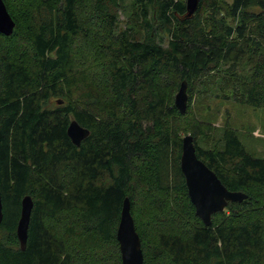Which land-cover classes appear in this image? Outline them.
Returning a JSON list of instances; mask_svg holds the SVG:
<instances>
[{
	"label": "trees",
	"instance_id": "16d2710c",
	"mask_svg": "<svg viewBox=\"0 0 264 264\" xmlns=\"http://www.w3.org/2000/svg\"><path fill=\"white\" fill-rule=\"evenodd\" d=\"M131 1L142 39L117 29L118 0H2L13 28L0 34V264H99L108 245L120 264L124 198L142 264H264V158L226 124L220 147L203 149L195 138L210 126L192 115L181 123L196 83L264 108V0H197L188 17L185 0ZM87 54L100 59L98 74L80 64ZM181 81L183 114L171 97ZM70 121L88 132L78 146ZM185 135L226 190L246 195L207 226L179 167ZM24 196L32 207L20 250Z\"/></svg>",
	"mask_w": 264,
	"mask_h": 264
},
{
	"label": "water",
	"instance_id": "95a60500",
	"mask_svg": "<svg viewBox=\"0 0 264 264\" xmlns=\"http://www.w3.org/2000/svg\"><path fill=\"white\" fill-rule=\"evenodd\" d=\"M196 8L197 0H185L187 17L192 15ZM12 28L13 22L2 0H0V34L7 36L11 33ZM185 89L186 84L181 81L173 99V104L180 114H183L186 108ZM66 135L72 144L78 146L79 142L88 135V132L77 125L76 122L70 121L66 128ZM192 140L190 135H185L181 138L179 167L194 214L207 226L213 213L223 211L227 202L233 203L245 200L246 195L225 189L214 173L196 158ZM31 207L32 203L29 196H24L20 201L19 217L15 227V236L20 250L25 247ZM1 219L0 201V222ZM115 239L118 245L120 264H142L140 241L134 230L127 198H124L121 202L118 223L115 229Z\"/></svg>",
	"mask_w": 264,
	"mask_h": 264
},
{
	"label": "rangeland",
	"instance_id": "374dc122",
	"mask_svg": "<svg viewBox=\"0 0 264 264\" xmlns=\"http://www.w3.org/2000/svg\"><path fill=\"white\" fill-rule=\"evenodd\" d=\"M12 1V0H9ZM230 3V0H225ZM119 8L116 13L117 29H130V33L136 38H141V31L133 23L132 11L134 3L131 0H118ZM252 13H258L259 9L255 6L248 8ZM221 16V15H220ZM219 16V17H220ZM226 24L230 23L228 17H224ZM160 43L165 41V36H157ZM142 39V38H141ZM164 43V42H163ZM264 49V44H262ZM100 61L95 55L87 54L80 62L83 66H90L89 69L98 74L99 69L96 64ZM243 72L248 73V65H241ZM194 93L189 99L188 114L181 120L183 125L189 128V116H193L198 122L210 126V131L197 136L196 144L203 149L220 147V134L226 124L236 135L237 139L244 147L245 151L254 158H264V108H251L245 105L234 103L229 97L230 93L225 92L228 98L222 99V92L217 86H212L208 82L196 83L193 87ZM176 91L171 93L173 98ZM54 99L50 100L52 105ZM187 132H191L187 129ZM181 137V136H180ZM94 257L98 261L107 260L99 264H112V248L110 245L97 252Z\"/></svg>",
	"mask_w": 264,
	"mask_h": 264
}]
</instances>
